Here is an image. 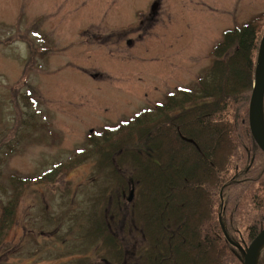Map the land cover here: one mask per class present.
Masks as SVG:
<instances>
[{
	"label": "rangeland",
	"instance_id": "1",
	"mask_svg": "<svg viewBox=\"0 0 264 264\" xmlns=\"http://www.w3.org/2000/svg\"><path fill=\"white\" fill-rule=\"evenodd\" d=\"M234 1L230 13L173 6L147 20L149 0H0V208L11 181L43 177L92 131L194 88L226 29L264 12V0ZM98 160L91 155L53 184L21 192L0 264H109L102 239L87 238L89 218L113 211L118 194ZM121 173L128 182V167ZM138 194L120 200L122 214H134ZM130 221L119 231L110 221L111 232L124 238L122 264H142L141 227Z\"/></svg>",
	"mask_w": 264,
	"mask_h": 264
},
{
	"label": "trees",
	"instance_id": "2",
	"mask_svg": "<svg viewBox=\"0 0 264 264\" xmlns=\"http://www.w3.org/2000/svg\"><path fill=\"white\" fill-rule=\"evenodd\" d=\"M263 31L264 12L225 31L194 88H178L152 110L90 133L82 149L43 177L11 181L10 200L0 208V246L31 182L51 185L94 155L99 172L111 179V194L118 192L113 211L88 220L87 238L102 239L109 264L125 259L124 238L110 225L120 215L125 219L113 222L115 231L131 226V218L141 227L142 264H243L241 245L264 229V154L248 124ZM126 167L128 182L121 173ZM126 184L139 193L130 216L120 211Z\"/></svg>",
	"mask_w": 264,
	"mask_h": 264
},
{
	"label": "water",
	"instance_id": "3",
	"mask_svg": "<svg viewBox=\"0 0 264 264\" xmlns=\"http://www.w3.org/2000/svg\"><path fill=\"white\" fill-rule=\"evenodd\" d=\"M264 34L261 39L256 59L252 92L248 106V124L253 141L264 154ZM264 249V229L243 251V264H257Z\"/></svg>",
	"mask_w": 264,
	"mask_h": 264
},
{
	"label": "flooded vegetation",
	"instance_id": "4",
	"mask_svg": "<svg viewBox=\"0 0 264 264\" xmlns=\"http://www.w3.org/2000/svg\"><path fill=\"white\" fill-rule=\"evenodd\" d=\"M149 1H150V3L147 7L148 10H145L147 18H146V16H143V18H145L147 20L148 19L150 20L153 17H155L157 15V13L160 11V9H161V12H163L164 10L169 11V8H171L173 6H180L182 8L188 7L191 10H196L193 12H201V13H208V14H215L217 12L230 13L231 10H233L235 8V1L234 0H149ZM163 2H167V5H164ZM84 5L85 4L83 3V5H81V7H84ZM136 12H140V10H138ZM167 13H169V12H167ZM141 20L139 21L137 27H139L141 25V23H142ZM137 29L139 30V28H137ZM262 35H263V33H262ZM262 35H261V38H262ZM126 44L129 46L131 45L130 42H127ZM248 244L249 243H247L245 245L242 244L241 248L244 250ZM134 264H138V262H135Z\"/></svg>",
	"mask_w": 264,
	"mask_h": 264
}]
</instances>
